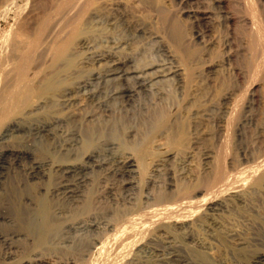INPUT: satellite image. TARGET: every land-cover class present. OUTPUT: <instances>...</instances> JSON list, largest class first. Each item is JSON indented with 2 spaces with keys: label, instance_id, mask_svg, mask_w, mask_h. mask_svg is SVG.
I'll return each instance as SVG.
<instances>
[{
  "label": "bare ground",
  "instance_id": "6f19581e",
  "mask_svg": "<svg viewBox=\"0 0 264 264\" xmlns=\"http://www.w3.org/2000/svg\"><path fill=\"white\" fill-rule=\"evenodd\" d=\"M18 1L1 0L0 13L9 14ZM26 1L25 7H21L19 20L16 19L18 28L11 30L7 39L5 37L8 49L3 55L8 69L6 76L3 75L6 86L0 92V114L6 124L0 129V147L15 132H26L22 125L35 115L41 116L49 106L63 104L69 107L81 98H86L91 106L104 112H118L120 109L126 113V129L128 121L135 125L141 120L143 126L137 132H133L134 127L130 125L126 131L129 138L144 136L143 147L146 129L164 125V109L169 110L166 120L173 123L176 130L173 138L185 134L187 125L181 120V113L182 109L185 111V105L190 104V75L172 64L174 58L170 51L162 46L159 52H166L167 60L154 62H139L136 56H130L132 53L126 54L132 42L142 41L145 35L133 34L128 22L119 17L102 18L96 8L101 0H53L49 12L23 25L22 20L32 14L34 7L32 0ZM253 12L254 15L252 12L251 16L245 14L247 17L243 19L250 33L261 34L264 21L261 25L260 17L255 15L256 9L253 8ZM232 22L233 17H228L227 24ZM260 42L258 46L263 45ZM261 62L262 58L257 64L259 68ZM253 70L255 73V68ZM84 71L87 75H83ZM251 87L252 99L257 92L255 86ZM240 100L234 91L224 95L223 131L235 117ZM159 110L162 115L157 114ZM60 119H53L51 125L30 126L27 133L39 138L42 144L51 142L55 147L50 144L48 153L53 151L50 157L33 163L28 174V180L37 182L38 190L23 197L18 208L0 209V219L11 228L10 235L0 234V241L6 245L13 241L27 246V255H22L21 258L25 259L18 264H197L186 253L193 244L202 249L211 264H264V251L257 250L258 253L250 257L245 253L257 241L256 238L245 237L236 231L228 236L230 241H236L237 256L247 257L245 262H240L233 255L226 258L222 240L208 233L220 213L246 209L253 212L257 208L256 196L264 195V152L258 158H246L252 165L240 169L237 166L235 173L228 171L229 166L226 167L218 154L208 156V175L206 179L201 177L199 187L176 190L171 187L158 195L137 198L135 192L146 172V156L121 152L115 142L109 143L102 152L89 151L80 156L82 136L73 133L69 139L62 140L64 122ZM30 152L3 151L0 161L9 153L18 162L30 160L33 156ZM7 177L11 180L17 178ZM57 178L63 182L52 185Z\"/></svg>",
  "mask_w": 264,
  "mask_h": 264
},
{
  "label": "rangeland",
  "instance_id": "374dc122",
  "mask_svg": "<svg viewBox=\"0 0 264 264\" xmlns=\"http://www.w3.org/2000/svg\"><path fill=\"white\" fill-rule=\"evenodd\" d=\"M52 1L32 0L31 5L32 7L34 6L33 12L32 14H27L25 18L23 17L25 20H22V24L28 25L34 19H37L38 16L49 12L52 7ZM146 1L101 0L96 5V8L101 17L103 16L102 18L104 16H106L104 19L119 17L118 19H124L126 23L128 22L127 25L132 27H130V30H132L133 34L145 35L142 41H138V39L133 41L134 43L132 42L131 45L132 50L130 48L129 51L125 52L126 54L132 53L130 56H136V60L138 61L139 59V62L166 61L167 53L159 52V49L163 46L173 56L174 60L172 64L189 73L190 104L185 105V111L182 109L181 113V120L187 125L185 134L181 137L178 135L173 138L176 130L173 129V123L167 122L169 110L164 109V125L146 129L148 131L143 147L142 137L144 136L140 135L136 138H129L128 131H126L130 125L134 127L132 131L137 132L143 126L142 123L140 125L141 120H138L135 125H133L134 122L128 121L126 129L124 125L127 115L124 112H120V109L118 112H104L100 108L91 106L86 98H81L77 104L69 106L71 109L63 104L61 106L59 104V107L57 105L49 106L48 108H50L51 112L47 108L41 116L40 114L33 116L22 125L27 129L26 132H15L14 136L0 147V155L3 151L19 150H30L31 155H33L30 160L18 162L12 156L13 154L9 153V156L7 155L6 158L0 161V209L12 206L18 208L23 197L31 193L33 194L38 190L39 186L37 182L28 180V174L32 170L33 163L36 161L41 162L50 157L49 154L53 151L48 153V147L50 144L52 146L54 144L50 142L44 145L39 138L27 133V131L32 125L34 127L45 124L51 125L55 118H61L60 120L64 122L61 129L63 131V134L61 133V136L63 135L62 140L69 139L73 133L74 135L82 136V145L79 147L80 156L89 151L102 152L112 142L119 145L121 152L131 153L136 155V157L145 155L146 172L140 178V182L143 184L140 183V189L138 187L135 192L137 198L147 194L158 195L161 192H166L169 188L171 189V187L173 190L199 187L200 181L203 180L202 178L206 179V174L208 175L207 163H209L210 156H217L218 154L221 160H224L223 162L227 165L226 167L229 166L228 171L230 172L231 170V173H235L236 170L238 171V168L252 165V163L247 162L246 158L251 156L258 158L264 152V53L262 54L264 52V25H262L264 21V0H248L250 4L248 1L246 4V0H148V4L145 3ZM25 3L27 4L26 0H19L17 5L12 6V10L15 8L13 12L10 8L9 14L0 13V92L5 89L6 69H8L5 58L8 49L7 45L5 46L6 36L18 28L16 23L18 24V18L21 16V10H23L21 7H25ZM244 4L248 5V7ZM16 7L18 8L16 9ZM42 8L44 9L42 10ZM253 8L257 12L255 15L258 18L260 17L262 25L261 34L250 33L251 31L245 19H243L248 14V16H251V12L254 15L255 11L253 12ZM251 9L252 11H250ZM35 12H38L39 15L38 13L35 15ZM1 14L5 15L2 16ZM228 17H233V24H227ZM16 19L18 20L16 21ZM260 40L263 44L262 46H258ZM152 41L159 42L155 44ZM134 46L135 49H133ZM259 58H262L263 61V63L261 62V68L257 65L260 64ZM86 72L83 75H87ZM4 74L5 76H3ZM259 74H261L260 78ZM251 86H255L257 92L252 99L250 98V88H253ZM233 91L237 98L241 99L237 104L239 105L241 102L239 106L242 110L236 105L237 112L234 115L235 117H233L234 120L231 119L233 123L231 121L227 128L224 126L223 131L221 116L224 112L223 110L226 109L223 97L227 92ZM238 95H243V99L241 96L238 97ZM157 114L162 115V111L159 110ZM0 115L1 129L6 124V120L2 113ZM205 115H208V117ZM57 159L60 160L61 157L57 155ZM237 166L239 167L237 168ZM233 169L234 171H232ZM7 176L17 178L11 180ZM60 182L63 181L57 178L51 184L55 185ZM24 186L27 188H23ZM256 205L257 208L254 211L252 210L253 212L246 209L238 212L224 211L220 213V218H216L212 226L213 228L208 230L210 235L214 237L217 235L216 238L222 240L223 245L221 247L223 246L224 250L229 253L225 251L226 258L228 255L229 258L233 255L232 257H236L239 261L241 260L240 262H245L247 258L237 256L239 252H237L236 241L227 239L228 236L233 235V231L234 234L237 232L242 233L245 237L256 238L257 241L252 247L248 248V251H245L247 256L250 257L254 253H258V251H264V226H262L264 222H261L264 219V195L256 196ZM120 206H122V203ZM258 216H261L260 219H262L259 220ZM2 223L0 219V234L3 236L10 235V226L5 222ZM22 244L10 241L6 245L5 242L0 241V260L2 259V263H0H21L25 259L21 258V256H25L27 251L25 243ZM195 245H190V250L186 252L187 257L189 256L197 264H211V262H208L207 257L205 259L204 253L201 252L202 249ZM24 246L26 247L25 252L23 251ZM17 253L21 259L18 258Z\"/></svg>",
  "mask_w": 264,
  "mask_h": 264
}]
</instances>
